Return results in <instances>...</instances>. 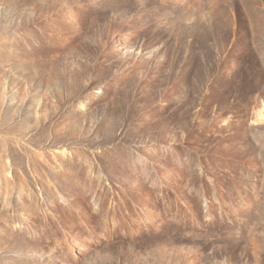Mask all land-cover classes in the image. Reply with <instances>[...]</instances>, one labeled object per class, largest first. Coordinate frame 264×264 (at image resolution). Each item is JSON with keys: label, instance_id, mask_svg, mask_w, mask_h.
<instances>
[{"label": "rangeland", "instance_id": "obj_1", "mask_svg": "<svg viewBox=\"0 0 264 264\" xmlns=\"http://www.w3.org/2000/svg\"><path fill=\"white\" fill-rule=\"evenodd\" d=\"M0 264H264V0H0Z\"/></svg>", "mask_w": 264, "mask_h": 264}]
</instances>
